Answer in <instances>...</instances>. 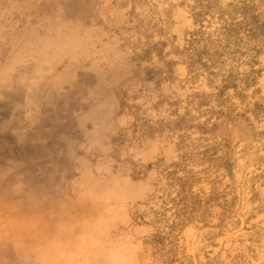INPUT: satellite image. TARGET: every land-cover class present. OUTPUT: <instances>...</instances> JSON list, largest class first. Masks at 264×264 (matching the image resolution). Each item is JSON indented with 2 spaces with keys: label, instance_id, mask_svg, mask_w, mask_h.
I'll return each instance as SVG.
<instances>
[{
  "label": "rangeland",
  "instance_id": "rangeland-1",
  "mask_svg": "<svg viewBox=\"0 0 264 264\" xmlns=\"http://www.w3.org/2000/svg\"><path fill=\"white\" fill-rule=\"evenodd\" d=\"M240 1L0 0V264H264V47L188 52Z\"/></svg>",
  "mask_w": 264,
  "mask_h": 264
},
{
  "label": "trees",
  "instance_id": "trees-1",
  "mask_svg": "<svg viewBox=\"0 0 264 264\" xmlns=\"http://www.w3.org/2000/svg\"><path fill=\"white\" fill-rule=\"evenodd\" d=\"M195 12L196 22L203 27V17L207 15L209 5L198 3ZM205 5V6H204ZM203 7V8H202ZM205 7V8H204ZM229 9L220 11L219 27L213 33L198 30L189 42V59L194 64L207 67L203 61L220 65L226 56L232 60L235 55L253 56L264 47V10L259 11L251 0H242L237 5H229ZM254 40L253 47H244L245 40ZM246 48V51H241Z\"/></svg>",
  "mask_w": 264,
  "mask_h": 264
}]
</instances>
